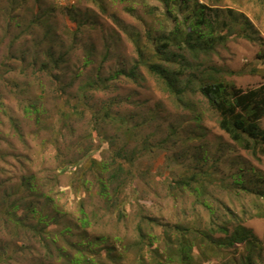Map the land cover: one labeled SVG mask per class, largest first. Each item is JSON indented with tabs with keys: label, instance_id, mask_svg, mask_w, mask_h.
Wrapping results in <instances>:
<instances>
[{
	"label": "rangeland",
	"instance_id": "rangeland-1",
	"mask_svg": "<svg viewBox=\"0 0 264 264\" xmlns=\"http://www.w3.org/2000/svg\"><path fill=\"white\" fill-rule=\"evenodd\" d=\"M202 1L245 13L258 35L255 40L233 36L210 59H202L201 69L210 64L223 81L244 90L263 85L264 2ZM147 3L160 6L156 0ZM127 7L144 17L140 0H0V183L12 191L34 174L44 179L47 190L53 187L65 220L76 221L83 206L93 224L89 233L103 228L130 240L137 220L131 216L115 223L103 217L96 188H81L77 175L85 172L90 156L110 163L122 148L134 152L125 166L132 171L126 194L120 198L126 199L128 213L142 206L157 219L205 223L206 212L195 204V194L183 191L173 198L161 184L162 179L168 184L205 170L211 172L212 181L201 180L209 198L218 196L232 212L244 216V226L264 241V217L252 215V198L225 189L232 185L228 175L238 162L264 174V155L254 157L232 141L198 91L179 101L143 65L135 69L134 78L123 75L139 59L133 38L139 36L144 43L145 29L151 26L149 20L141 23L131 16ZM32 104L42 112L39 126L25 112ZM79 152L80 157L85 154L84 167L76 174L73 169L60 172L62 161ZM74 178L79 190L71 184ZM219 179H225L222 187ZM29 246L42 257L39 245Z\"/></svg>",
	"mask_w": 264,
	"mask_h": 264
},
{
	"label": "trees",
	"instance_id": "trees-1",
	"mask_svg": "<svg viewBox=\"0 0 264 264\" xmlns=\"http://www.w3.org/2000/svg\"><path fill=\"white\" fill-rule=\"evenodd\" d=\"M140 1L144 17L133 7L126 9L141 23L149 20L151 26L145 29L144 43L139 36L133 38L139 59L133 70L123 75L134 78L135 69L143 65L179 101L186 93L198 91L232 141L254 157L264 155V84L244 90L223 81L219 69L210 64L201 69L202 59H210L233 36L255 40L258 31L252 20L243 12L202 0H156L159 7ZM25 112L36 125L41 124L42 112L37 104L25 107ZM80 152L62 161L60 172L73 169L76 174L85 166L84 173H77L82 187L73 183L75 178L72 186L78 190L94 186L103 217L109 216L115 223L131 216L137 220L133 238L128 240L103 228L89 233L93 224L83 206L76 221L65 220L66 213L54 201L53 187L47 190L44 179L32 174L12 191L0 183V235L4 232V238H0V264H264V241L244 226V216L232 212L217 200L218 196L212 194L214 199L209 198L201 180L212 181L211 172L199 171L168 184L166 179L161 180L173 198L188 191L195 194V204L203 206L207 221L184 225L147 215L142 206L127 212L126 199L120 198L126 194L132 171L125 166L134 159V152L127 154L118 149L110 163L90 156L84 166L81 162L85 154L80 157ZM237 164L238 168L228 175L232 185L225 189L230 191L232 187L239 198L251 197L255 205L252 215L264 217V174L242 162ZM225 179H219L221 187ZM195 182L199 185H193ZM24 189L26 193L20 195ZM30 242L39 245L41 258L36 257Z\"/></svg>",
	"mask_w": 264,
	"mask_h": 264
}]
</instances>
